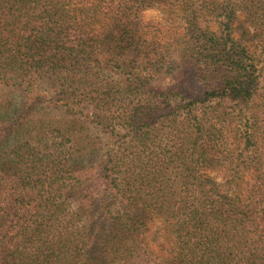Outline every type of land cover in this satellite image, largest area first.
Segmentation results:
<instances>
[{
  "label": "trees",
  "instance_id": "16d2710c",
  "mask_svg": "<svg viewBox=\"0 0 264 264\" xmlns=\"http://www.w3.org/2000/svg\"><path fill=\"white\" fill-rule=\"evenodd\" d=\"M0 264H264V0H0Z\"/></svg>",
  "mask_w": 264,
  "mask_h": 264
},
{
  "label": "rangeland",
  "instance_id": "374dc122",
  "mask_svg": "<svg viewBox=\"0 0 264 264\" xmlns=\"http://www.w3.org/2000/svg\"><path fill=\"white\" fill-rule=\"evenodd\" d=\"M156 12L159 13V16L153 18L152 20L148 21L147 23L150 24H160L163 26L165 35H166V43L169 50L174 54V57L181 60V53L178 49V42L176 39H181L180 33L181 30V20L180 17L177 16L175 13L169 11V9L164 8H153ZM181 68L182 65H179ZM168 81H170L168 79Z\"/></svg>",
  "mask_w": 264,
  "mask_h": 264
},
{
  "label": "clouds",
  "instance_id": "9594fccd",
  "mask_svg": "<svg viewBox=\"0 0 264 264\" xmlns=\"http://www.w3.org/2000/svg\"><path fill=\"white\" fill-rule=\"evenodd\" d=\"M158 16H159V13L156 12L154 9H145L144 12L142 13V18L144 19L145 23H147L148 21Z\"/></svg>",
  "mask_w": 264,
  "mask_h": 264
}]
</instances>
